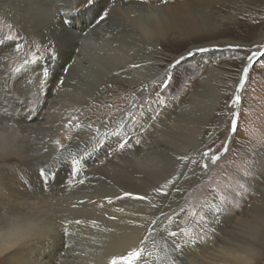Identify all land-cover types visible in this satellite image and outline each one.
Listing matches in <instances>:
<instances>
[{
  "label": "bare ground",
  "instance_id": "1",
  "mask_svg": "<svg viewBox=\"0 0 264 264\" xmlns=\"http://www.w3.org/2000/svg\"><path fill=\"white\" fill-rule=\"evenodd\" d=\"M8 1L9 3L6 0L9 7L12 6V10L14 9L16 12L10 17L23 36L20 41L22 43L29 41V38L25 36L27 30L37 32L47 41L54 40V37L59 35L57 13L64 10L63 6L78 2L77 0H63V5L59 6V9L63 8V10L58 11L59 9L55 8V11L50 14L52 8L46 4L45 0ZM139 3H142L140 4L141 8L136 7L135 3L131 4L134 8L136 7L140 16L132 18L131 10L125 14L128 15V20L132 21L131 30L125 25L124 28H121L122 30H119L120 32L115 34H108V30L102 31L100 36L90 34V44H76V47L79 48L78 52L70 48L63 50L61 58L58 61H53L57 66L55 65L52 70L59 75L63 67H68L70 71L64 74L67 82L64 89L57 95L58 85L55 83V76L50 80L47 79L46 88H44L46 89L47 102L42 105H39L32 95L38 92L41 81H36L32 85H30L31 83L26 84L30 77L39 75V69L29 73L26 71L17 73L7 65L9 62L7 60L3 70L0 71V110L6 109L9 114L21 120L20 124H17L14 119H0V173L4 174V182L0 185V196L5 201L17 199L21 203L28 204L24 214L29 223L59 224L63 221L68 233L75 229L81 238L84 236L92 238L94 242L89 240L90 246L80 256V264H109V260L113 256L125 253L136 246L144 231L136 225L144 223V212L141 210L146 208V202L142 204L134 198L124 197V192L133 193V197L147 194L152 203L157 201L162 205L159 200L163 201L164 199L155 193L153 188L158 184L163 185L165 177H168L174 170H179L176 162L177 157L187 154L189 157L199 160V151L213 138V136L205 137L204 140L202 138L197 142L198 138L203 136L204 128L207 127L206 122L212 118L222 95L220 84L223 83L222 77L224 76L221 75L225 72L214 66L209 67L204 76L200 78L198 81L199 90H193L184 105L185 108L190 106L204 111L202 124L195 123L192 126H187L184 120H176V123H171L167 115L165 118L162 117L163 115H159L158 118L149 120L150 115H155V112L151 111L145 114L144 120L151 123L149 124L152 131L149 135L143 133V142L141 141L140 145L133 143L127 153L117 152L116 144L121 135V131L118 129L124 130L122 129L124 124H131L126 117L130 106L109 117L106 116L107 119L103 122H108L107 129L100 127L103 122L92 124L91 128L87 127L88 124L84 125L82 108L91 95V90L97 89L100 81L119 73L117 67L130 59L132 55L137 54L136 48L139 46L135 39L137 35L144 38L143 47L139 46L140 49L144 54L150 56L146 70L128 69H135L129 73L130 79L140 89L131 105L141 100V97L150 90L152 83L159 79L164 68L163 64L158 65L159 59L154 54L153 47L158 48L162 44L178 43L179 40L185 41L188 38L192 39L202 35L201 28L204 26L213 27L219 18L221 19L220 15L214 14L213 8L225 7L229 0H190L189 3L162 8L143 2ZM196 10L205 13L206 17H196ZM228 10L224 15L227 18H234L231 11ZM37 12L45 14L41 15ZM263 33L264 31H261L258 39H263L261 38L264 36ZM169 36L173 37L169 38ZM216 43L218 42H207V44L199 46L191 45L189 48L205 47ZM220 43L228 42L221 41ZM14 54L15 60L22 61L19 54ZM0 59L2 58L0 57ZM25 73L27 76L24 75ZM216 74H221L219 79ZM213 77H216L218 81L217 86H214L212 82ZM73 80L76 81L74 85L72 84ZM20 87H23L24 91H17V88ZM49 89H51L50 92ZM14 91L23 97L29 96L27 100L30 99L32 103H38L39 111H35L32 118H29L26 106L23 107L22 103L16 99ZM111 95L113 96L109 99L115 97L117 92L114 91ZM76 123L83 127L76 128ZM97 129L100 133L110 131L111 135L98 136L96 135ZM101 138L104 143L97 145V141ZM56 140L66 147L60 148L55 145L54 141ZM84 142L88 143L87 154L81 151ZM45 148L48 149L47 153L44 151ZM83 155H85L87 163L78 167L80 169L78 173L75 171L77 168L65 171L61 194H58V191L54 189L56 194L51 191L50 194L41 195L31 200H29L30 192L25 195L24 184L37 182L35 174L37 168L57 166L55 169L59 168L64 171L67 168L65 163L70 168L72 164L73 166L77 164L72 162L73 158L79 162ZM196 172L197 176L192 177L191 181L196 180L201 173H204L200 168H196ZM262 177L264 179V175ZM55 180L57 179L55 178ZM179 186L186 189L183 180L180 181ZM252 187L255 192L260 194V197L250 205L244 218L227 212L226 205H223L219 199L216 200L215 205L228 214L232 227L227 229V232L232 243L237 246L253 245L254 255L251 257V264H258L264 255V185L253 183ZM117 196L120 199H117ZM106 198H111L112 203L109 204ZM178 198L181 199V196ZM72 204L77 205L79 210L73 215H62V212ZM121 208L124 209L123 212L118 211ZM162 210L167 212L166 209ZM60 214L61 216L58 217ZM97 215H102V217L95 218ZM86 216H89L90 220ZM113 216L116 219H112ZM33 217L34 219H32ZM75 220H81L83 223L77 225L74 223ZM91 220L104 221L106 225L101 223L102 226L101 224L93 226ZM67 221H73V223L68 224ZM53 235H57V233L54 232ZM64 242L65 247L57 252L58 242L40 240L36 244L27 246L17 255L7 258L0 255V264H16L17 261H23V264H57L58 261L62 262L67 257V234L64 236ZM221 247H225V245L219 240L214 244L209 242L208 248L205 250L197 247L199 250H196L194 254L195 264H220L219 260L211 253ZM0 250H2V246H0ZM78 251L80 252V250Z\"/></svg>",
  "mask_w": 264,
  "mask_h": 264
},
{
  "label": "rangeland",
  "instance_id": "2",
  "mask_svg": "<svg viewBox=\"0 0 264 264\" xmlns=\"http://www.w3.org/2000/svg\"><path fill=\"white\" fill-rule=\"evenodd\" d=\"M62 1L63 0H45L46 4L50 5V8H52L49 13H53L55 8L59 9V6L63 5ZM77 1L78 2L76 6L79 7V0ZM189 1L190 0H144L143 3L162 8L166 6H177L178 4H183L185 2L189 3ZM7 2L9 3L8 0ZM7 2L6 0H0V30H2L3 35L5 36H14L19 31L16 28V24L12 22L10 16L11 14H16V12L14 9V11L12 10V6L9 7ZM118 2H120V0H118ZM123 2L126 5L135 3L134 5L136 7H140V4H142L139 3L141 0H123ZM60 10H63V8L59 9L58 11ZM227 10L231 11L230 13L232 16H234V18H227V16L224 15L225 12L227 13ZM213 11L217 16L220 15L221 19L219 18L218 22L214 24L213 27L204 26V28H201L200 33L202 35L193 37L192 39L188 38L185 41L179 40L178 43H168L165 45L162 44L161 46L159 45L158 48L153 47L154 54L159 59L157 62L158 65L163 64L164 68L161 75L159 76V79L152 83L150 90L141 97V100L136 102L144 104L145 114L151 112L154 109L155 115L158 113L161 116L163 115L162 117L164 118L167 115V117L170 118L169 122L171 123H176V120H184L187 126H192L195 123L202 124L204 122V111L194 109L190 106L185 108V101L193 90H199L200 87L198 85V81L202 76H204L209 67L214 66L225 72L222 75L216 74L218 79L220 75L224 76L222 77L223 83L221 82L220 84L222 87L221 99L212 118H209V120L206 122L207 127L204 128L203 136L199 137L197 141L199 142L202 138V140H204L205 137L213 136V138H211L207 144H212L213 150L219 151L221 158L214 165L209 162V170L201 173L196 178V180H190L188 183H185V188L187 191L181 196V199L178 198V196H176L173 192L172 195L167 199H164L163 201L159 200V202L162 204L161 208L163 207L162 209L167 210V213L171 219L168 222H164V227H168L170 230H176V224H171V221H175L176 223H179L180 226L184 228L185 232L190 235L194 234L196 231V223L193 219L192 212L195 211L199 215L208 214L210 218L211 212L213 211L212 206L215 205L216 200L219 199L223 205H226L225 208L227 212H231L234 215L244 218L246 217L250 205L258 197H260V194L255 192L252 184L259 183L260 185H264V179L262 177L264 175V61L255 64L256 70L250 71L243 90L241 91L240 89H236L237 94L242 96V101L240 104L232 105L229 102V97L233 95L234 86L239 80L238 67L240 65V60L231 59L234 54L227 48L228 44L239 43H242V45L245 46V49L251 48L252 45H264V36L261 37L263 39H258L261 31H264V0H229V3H226L225 7L220 9L213 8ZM38 14L44 15L45 13L41 12ZM204 14L200 10H196L195 12V16L198 18H204ZM138 16H132V18ZM127 17L128 15L123 14L122 26L119 27V30H122L121 28H124L125 25L127 28L130 27L128 29L131 30V26L133 24L132 21L128 20ZM9 25H14V27L9 28ZM109 27H111L112 31H108V34H115L118 32L117 26L109 25H102L99 31L102 33V31L108 30ZM19 36L20 41H22L21 38H23V36L20 34V32ZM25 36L29 38V41H34L37 44H40L41 51L47 47V40H45L37 32L27 30V34H25ZM136 37V43L143 47L144 38L139 35ZM172 37L173 36H169V38ZM42 40L43 43H41ZM221 41L228 43L223 44L220 43ZM207 42L218 43L205 46L209 48L210 51L198 53L195 56L198 59L195 57L188 58L187 62L177 69H168V71L173 73L170 86L167 89L159 86V84L165 78L164 71L169 62H172L174 58H178L180 54L186 55L185 49H190L189 47L191 45L199 46L207 44ZM139 46L136 48V55H132L130 59H127L124 63L117 67L119 68V75H116L115 73L113 76H109V78L106 80L100 81V83L97 85V89L93 91L91 90V95L88 98L89 100L87 99L85 101L82 108L84 114V125L100 124L110 115L132 106L131 103L136 99L140 89L131 82V75L129 74L136 68L132 70L128 69L132 68L130 67V64L138 63L141 65L138 70H146L150 56L146 53L144 54L140 49L141 47ZM13 54L14 53L10 54L8 49H5L3 52V56H10L7 65H9L12 69L21 68V72L26 71L29 73L28 68L32 66H27L28 68L23 66L22 61L19 62L15 60V54ZM246 54L247 53L245 50L239 51V55ZM0 57L2 58V56ZM40 63L45 64V67H49L50 71L56 65V62H49L47 60H42ZM58 68L60 69L59 66ZM36 77L37 76L35 75L33 78H29V81L33 80V83L30 85L36 83ZM216 77H213L212 79L214 86H217L218 83ZM47 79L50 80L49 78H44L45 81ZM114 91L115 93L117 92V95L109 99V97L113 96L111 94ZM157 92L161 93L163 102L159 104L152 103L149 105L148 101L155 100ZM13 93L16 99H18L20 102L23 101L22 105L23 107L26 106L25 109L27 112H29V118L33 117L35 111H39L38 106L40 104L38 105V103H32L30 99L28 101L27 98L29 96L23 97L16 91ZM41 94V98L46 97V89H44ZM229 108L233 109L235 113H238L236 116L238 131L236 133H232L230 131V120L232 119V113L228 111ZM132 111H134L139 117L140 109L133 108ZM145 117L146 116L144 115L142 122H144L146 125V132H139V134H134L131 136V138L127 137L125 139L135 138L140 139L143 142V133L149 135V133L152 131L150 125L151 123L145 122ZM225 144H227L229 147V151L227 153H224L222 150V145ZM203 149L204 147L200 151ZM200 159L201 158H199V160ZM85 161L86 157L83 155L81 156L79 162L74 166L72 164L70 168L68 164L65 163L67 168H65L64 171L59 168L55 169L57 166L54 168L47 166L49 171V179L54 184L53 189L51 190L54 191L53 194H56L54 189L58 191V194H61L59 189H62L64 186L65 171H72L73 169H76L80 166L82 167L86 165L87 162L85 163ZM204 162L207 161H201V163ZM55 178L57 180H55ZM47 191L48 190H46V192ZM221 196H226L227 199L221 200ZM173 200L176 201L174 202ZM153 203L159 204L157 201H154ZM73 205L75 204H72L68 209H65L62 212V215H73L79 210L77 205H75V207H73ZM169 205L171 210H174L177 215H173V212L168 207ZM181 206L187 208L188 211L186 213L180 214L179 209ZM144 210L146 211V208ZM59 216H61V214L58 215V217ZM98 216L102 217V215H97L95 218ZM86 218L90 220L89 216H86ZM97 221L96 225H100L101 223L106 225L104 221ZM103 224H101V226ZM67 239V257L63 259L64 262L58 261L57 264H80V256H82L83 252L88 250L90 242L94 241H92V238L88 236L81 238L75 229L72 231L70 230L69 233L67 232ZM89 240L91 241L89 242ZM161 245L162 241L159 240V238H157L155 244L149 242L146 246L145 260L140 262V264H170L169 259L165 258L167 250L163 249ZM193 246L194 245H190L184 249L183 255L179 257L178 264H195L196 260L194 254L196 250H199V247L197 248L196 246ZM78 250H80V252ZM147 253H151V256H148ZM157 257H161L162 259H157ZM258 264H264V255L261 257Z\"/></svg>",
  "mask_w": 264,
  "mask_h": 264
},
{
  "label": "snow or ice",
  "instance_id": "3",
  "mask_svg": "<svg viewBox=\"0 0 264 264\" xmlns=\"http://www.w3.org/2000/svg\"><path fill=\"white\" fill-rule=\"evenodd\" d=\"M144 2V0H141ZM146 7V5H145ZM64 10L57 13L59 17L57 22V27L59 28V35L47 41V47L43 51L40 50V44L34 41H28L26 43L20 42L19 32L14 36L3 35L2 30H0V71L9 56H3L5 49L9 50V53H16L21 56L22 65L28 68V72L35 71L39 69V75L35 78L37 81H41L39 85V90L33 93V99L39 104H44L47 102L46 97L41 98L39 93L44 91L45 84L47 81L44 78L51 79L55 76V83L58 85V92L64 89L66 84V79L64 74L68 73L70 69L68 67H63L61 69V74L57 75L54 70L45 67L40 61L47 60L58 61L61 58L62 52L65 48H70L73 51H79L76 47L77 43L84 45L90 44L89 35H101L99 31L102 25L117 26V31L119 27L122 26L123 14L132 11L133 16H138L139 13L132 6V4L126 5L123 0H79V7L75 3L71 5L63 6ZM9 28L14 27V25H9ZM111 32V27L108 29ZM43 43V40L41 41ZM227 48L233 52V57L231 59L240 60V65L238 67L239 80L234 86L233 95L229 97V102L232 105L240 104L242 101V96L237 94L236 89L241 91L244 88V84L249 77L250 71H255V64L264 61V45H252L251 48L245 49L242 44H228ZM240 50H245L246 55H239ZM185 54H180L178 58H174L172 62H169L164 71V79L159 84L160 87L167 89L170 86L171 80L173 78V73L168 71V69H177L187 62L188 58H194L198 53L209 52L210 49L207 47H195L194 49H185ZM132 68H140L141 65L138 63L130 64ZM13 71L20 73L21 68H15ZM27 76V73L24 74ZM119 75V73H116ZM33 83L32 81H26V84ZM75 80L72 81L74 85ZM17 91H24L23 87L17 88ZM49 92L51 89L48 90ZM11 92V89H9ZM162 96L160 92L156 93L155 100L148 101V104L152 103H162ZM23 103V102H21ZM227 107V104H226ZM133 108L140 109L139 117L132 111ZM155 112V110H152ZM229 112L232 113V119L230 120V131L236 133L238 131V123L233 109L229 108ZM127 118L131 121V124H124L121 131V135L116 144V151L121 153H127L133 143L136 145L141 144L140 139H125V137H131L134 134H139V132H146V125L142 122V118L145 115V108L143 103L133 104L126 112ZM158 113L156 115H150L149 120H154L158 118ZM0 119H14L17 124H20L21 120L17 119L15 116L8 113L6 109L0 110ZM71 123V122H70ZM76 128H82L83 125L76 123ZM87 127L91 128L92 125ZM101 128H108V122H103L100 125ZM96 135L105 136L111 135L110 131H105L100 133L97 129ZM55 145L60 148H65L66 146L61 144L59 140L54 141ZM104 140L101 138L97 141V145L103 144ZM214 143V142H213ZM88 143L84 142L81 151L87 154ZM222 150L224 153L229 151L227 144L222 145ZM44 151L47 153L48 149L45 148ZM200 160L189 157L187 154L177 157L176 162L179 170H174L170 173L168 177H165V182L163 185H156L153 191L163 199H167L174 192L177 196H182L187 190L180 187V181L183 180L188 183L192 177L197 176L196 168H200L202 172H206L210 168L211 164H216L221 158L219 151H214L212 144H207L204 146V150L199 151ZM202 160L207 162L201 163ZM73 163H78V161L73 158ZM87 161H85L86 163ZM210 162V163H209ZM192 166L191 168L189 166ZM77 173L80 171L79 168L75 170ZM187 173V174H186ZM36 183H26L24 184L25 195L29 192V200L38 198L41 195L50 194L53 189V182L49 179V171L46 166H41L36 169ZM4 182V174L0 173V185ZM23 183V181H21ZM83 183V181H80ZM46 189L48 190L46 192ZM63 191V189H60ZM124 197L134 198L135 200L145 204L146 211L142 209L143 214V224L136 225L142 228L143 234L138 240L136 246L127 250L125 253L119 254L118 256H113L109 260V264H140V262L145 260L146 246L149 242L155 244L157 238L162 241L161 247L167 250L166 257L169 259L170 264H178L179 257L183 255V251L186 247L190 245L197 246L202 250L208 248L209 242L213 244L219 240L225 247L215 249L211 254L219 260L220 264H251V257L254 255L252 251L253 245H234L231 238L228 236L227 229L231 228L232 225L229 222L228 214L219 206L213 205L210 218L208 214L199 215L197 212H192L193 219L196 223V231L194 234H188L185 232L184 228L180 226L179 223L171 221V223L176 224V230H170L168 227H164L165 221H170V217L167 212H164L161 205L154 204L149 199L147 194L135 195L133 193L124 192ZM109 204L112 203L111 198H106ZM117 199H120L117 196ZM221 200H226V196H221ZM83 203V202H82ZM28 204L21 203L17 199L4 200L0 196V255L6 258L11 255L19 254L24 248L29 245L36 244L40 240L48 241L54 240L58 242L59 248L56 251L59 252L60 249L65 247L64 236L67 234V228L64 227V222L59 224L55 223H44L39 224L29 223L28 218L24 214V210L28 207ZM75 207V205H73ZM103 207V205H101ZM170 208V205H169ZM171 210V208H170ZM118 211L123 212L124 209H118ZM173 215H177L174 210H171ZM187 208L181 206L179 209L180 214L186 213ZM158 213V215L156 214ZM139 215V213H137ZM223 216V218H222ZM154 217V218H153ZM116 219L115 216L111 217ZM34 219V217L32 218ZM68 224L73 223V221H67ZM75 224H82L83 221L75 220ZM93 226H96V222L92 221ZM57 235H53V233ZM179 237V239H177ZM187 237V238H185ZM182 241V242H181ZM151 256V253H147ZM157 259H162L157 257ZM16 264H23V261H17Z\"/></svg>",
  "mask_w": 264,
  "mask_h": 264
}]
</instances>
